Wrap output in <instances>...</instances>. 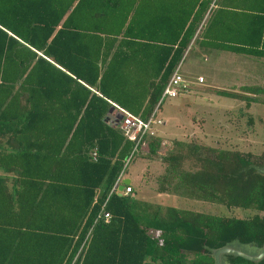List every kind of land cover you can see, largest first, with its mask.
Listing matches in <instances>:
<instances>
[{"label":"trees","instance_id":"1","mask_svg":"<svg viewBox=\"0 0 264 264\" xmlns=\"http://www.w3.org/2000/svg\"><path fill=\"white\" fill-rule=\"evenodd\" d=\"M194 46L264 59V0H0V264H214L210 249L262 247L264 151L175 140L160 155V138L143 141L165 166L157 193L246 219L144 203L132 187L109 197L133 147L116 108L146 121ZM219 92L264 105V83Z\"/></svg>","mask_w":264,"mask_h":264},{"label":"rangeland","instance_id":"2","mask_svg":"<svg viewBox=\"0 0 264 264\" xmlns=\"http://www.w3.org/2000/svg\"><path fill=\"white\" fill-rule=\"evenodd\" d=\"M180 72L189 87L176 98L164 99L157 113V118L163 122L154 127L156 137L163 142L160 155L169 151L175 140L252 155L264 151V105L250 98L219 92L241 95L246 88L260 86L264 83V59L194 46L185 54ZM199 77L205 78V83L198 84ZM247 102L250 103L248 109ZM147 153L145 146L137 150L123 174L131 181L138 200L220 217L246 219L253 216L251 210L192 200L184 193H157L165 166L159 157Z\"/></svg>","mask_w":264,"mask_h":264},{"label":"built area","instance_id":"3","mask_svg":"<svg viewBox=\"0 0 264 264\" xmlns=\"http://www.w3.org/2000/svg\"><path fill=\"white\" fill-rule=\"evenodd\" d=\"M181 63L177 66V68L175 69L170 80L168 81V83L164 87L158 104L156 105L152 114L150 115V117L146 121L141 120V119L129 114L128 112H126L123 109L116 108L117 113L122 116L121 120L118 121L117 127L119 128L120 131L123 132L125 138L133 144L130 155L125 160L124 167H123L124 169H126V167L128 166L131 158L136 153V151L141 149L144 146L143 141L149 137H155L156 136V132L154 130V127L160 126L163 124V122L157 118V113H158L160 104L166 98H176L181 92L186 91L187 88L189 87V85L185 83V81L181 75V72H180ZM197 82H198V84H203L204 79L202 77H199ZM92 157L94 160L96 159V157H97L96 152L92 153ZM123 174L124 173L122 171L121 174L118 176L116 183L114 184V186L112 187V189L109 193V197L111 194L119 192L118 187L121 185L122 180H124ZM132 193H133V190H131L130 184L123 188L122 195L127 196V195L132 194ZM105 205H106V202L101 207V211L98 215L97 221L100 220V221H103L104 223L107 224L111 220V215L105 210ZM88 236H87V238H88ZM80 252H81V250L79 251V253ZM77 257H78V255H77ZM76 258H75V260H76Z\"/></svg>","mask_w":264,"mask_h":264},{"label":"water","instance_id":"4","mask_svg":"<svg viewBox=\"0 0 264 264\" xmlns=\"http://www.w3.org/2000/svg\"><path fill=\"white\" fill-rule=\"evenodd\" d=\"M112 112V109L110 110ZM122 116L119 115V120ZM256 171L264 175V168H257ZM131 183L129 179H124L122 185L118 187V196H122L124 186ZM211 256L214 260V264H228L226 262L227 257H238L252 263H259L264 259V244L261 248H258L249 244H241L238 241H234L226 244L225 246L218 249H210Z\"/></svg>","mask_w":264,"mask_h":264},{"label":"crops","instance_id":"5","mask_svg":"<svg viewBox=\"0 0 264 264\" xmlns=\"http://www.w3.org/2000/svg\"><path fill=\"white\" fill-rule=\"evenodd\" d=\"M204 83H205V78H204ZM156 136H157V133H156ZM0 175H2L1 171H0ZM124 179H126V178H124Z\"/></svg>","mask_w":264,"mask_h":264}]
</instances>
